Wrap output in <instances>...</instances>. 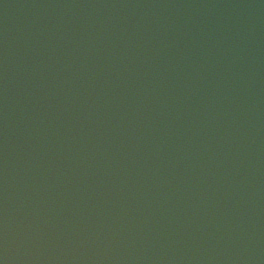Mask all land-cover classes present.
Wrapping results in <instances>:
<instances>
[{
	"label": "water",
	"instance_id": "water-1",
	"mask_svg": "<svg viewBox=\"0 0 264 264\" xmlns=\"http://www.w3.org/2000/svg\"><path fill=\"white\" fill-rule=\"evenodd\" d=\"M2 264H264V0H0Z\"/></svg>",
	"mask_w": 264,
	"mask_h": 264
},
{
	"label": "snow or ice",
	"instance_id": "snow-or-ice-1",
	"mask_svg": "<svg viewBox=\"0 0 264 264\" xmlns=\"http://www.w3.org/2000/svg\"><path fill=\"white\" fill-rule=\"evenodd\" d=\"M0 264H2V261H0Z\"/></svg>",
	"mask_w": 264,
	"mask_h": 264
}]
</instances>
